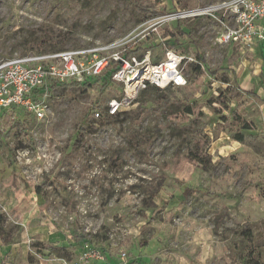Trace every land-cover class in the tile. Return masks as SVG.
<instances>
[{
	"label": "rangeland",
	"instance_id": "1",
	"mask_svg": "<svg viewBox=\"0 0 264 264\" xmlns=\"http://www.w3.org/2000/svg\"><path fill=\"white\" fill-rule=\"evenodd\" d=\"M149 1L163 14L224 0ZM145 19L128 0H0V60L108 42ZM231 24L163 25L202 72L187 66L185 86L147 88L124 112L104 114L115 87L66 85L48 91L42 119L0 117V213L14 233L0 264H67L85 243L104 264L121 249L131 264H264V49L216 44ZM139 105L158 109L137 118ZM199 139L205 164L187 158Z\"/></svg>",
	"mask_w": 264,
	"mask_h": 264
},
{
	"label": "built area",
	"instance_id": "2",
	"mask_svg": "<svg viewBox=\"0 0 264 264\" xmlns=\"http://www.w3.org/2000/svg\"><path fill=\"white\" fill-rule=\"evenodd\" d=\"M205 14L218 19L228 17L232 21L217 31L216 44L232 43L252 53L259 45L264 46V0H224L204 7L165 12L145 19L129 33L108 42L1 59L0 117L11 114L15 118L26 112L42 119L46 114L44 98L54 84L89 88L105 73L110 77L111 87L118 91L104 105L107 116L135 106L139 94L149 86L161 89L185 86L186 67L196 62V57L172 46L162 47L170 35H160L164 32L160 28ZM157 42L162 44L164 54L154 60ZM93 115L99 118L103 113L96 109ZM116 255L115 264H131L124 250ZM108 257L104 250L85 243L73 250L67 264H104Z\"/></svg>",
	"mask_w": 264,
	"mask_h": 264
},
{
	"label": "trees",
	"instance_id": "3",
	"mask_svg": "<svg viewBox=\"0 0 264 264\" xmlns=\"http://www.w3.org/2000/svg\"><path fill=\"white\" fill-rule=\"evenodd\" d=\"M131 3L134 4V7L138 10V12H140L143 16V18H150L153 16H156L158 14H161L163 11L158 9L156 7V4L154 2H151L149 0H128ZM176 28L178 29L179 33H184L185 31H183L184 29H179V27L176 25ZM178 44H183V43H179L177 42V40H175V36L174 35H170V38L168 40H166L163 44L162 47L165 46H169V45H175L177 46ZM187 46L185 45L182 48L181 52H186L187 51ZM264 49V46L260 47V50ZM48 51H53V50H48ZM262 51V50H261ZM263 53V66H264V51ZM196 58H198V62H191L189 65L190 69L194 70L195 72H199L201 73L202 69L201 67L203 66V60L200 57V55L198 53H196ZM203 68V67H202ZM187 69V67H186ZM262 69H264V67H262ZM93 85L96 86H100L101 88L103 87H110L112 86L110 83V77L107 73L103 74L101 77H99L98 79L94 80L92 82ZM59 86H66L65 84H61V85H57L54 84L53 88L55 87H59ZM148 88H151L155 91H163L164 89H161L159 87L156 86H149ZM167 88H172V87H167ZM147 89V88H146ZM145 89V90H146ZM143 90V91H145ZM142 91V92H143ZM247 94H251L252 91H246ZM138 101V99H137ZM157 107H153V106H149V107H145L144 105H139V107H137L136 109H134V111H132V113H135V115L137 116V118H139L142 115L148 114L152 111L157 110ZM184 111L187 114H192L194 111L192 109V107L190 106H185L184 107ZM94 113V111L92 112V114ZM98 119H102L103 120V115L101 117H99ZM23 128V127H22ZM22 128H20V132H22ZM247 128V127H245ZM22 134V133H21ZM242 136V135H240ZM243 137H239V140L242 141ZM193 148L194 150L192 151L191 149L187 152V158L190 162H194V163H199V164H205L206 162L209 161L208 155L207 153L203 150V145L202 142L200 141V139L197 142H193ZM4 223V214L0 213V244L7 242L8 240H10L11 238L14 237V233L11 230H6L3 226ZM53 245L51 244H46V243H42V250H51L53 249ZM73 253V249L70 250V253L67 254V259L69 260L71 258V255ZM133 262V261H132Z\"/></svg>",
	"mask_w": 264,
	"mask_h": 264
},
{
	"label": "crops",
	"instance_id": "4",
	"mask_svg": "<svg viewBox=\"0 0 264 264\" xmlns=\"http://www.w3.org/2000/svg\"><path fill=\"white\" fill-rule=\"evenodd\" d=\"M154 37H156V36H154ZM158 43V42H157ZM162 44L161 43H158V45L155 47V48H157V47H159V46H161ZM155 48H154V50H155Z\"/></svg>",
	"mask_w": 264,
	"mask_h": 264
}]
</instances>
